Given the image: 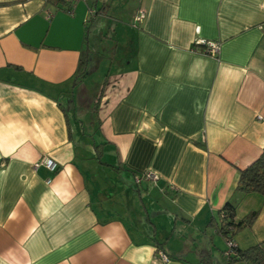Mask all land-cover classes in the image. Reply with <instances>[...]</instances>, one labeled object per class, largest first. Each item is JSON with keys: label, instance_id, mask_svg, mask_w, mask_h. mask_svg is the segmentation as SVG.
<instances>
[{"label": "crops", "instance_id": "1", "mask_svg": "<svg viewBox=\"0 0 264 264\" xmlns=\"http://www.w3.org/2000/svg\"><path fill=\"white\" fill-rule=\"evenodd\" d=\"M67 5L0 0V264H227L228 200L258 211L236 246L264 241V195L236 189L264 150V0ZM90 47L92 70L112 50L87 131Z\"/></svg>", "mask_w": 264, "mask_h": 264}, {"label": "trees", "instance_id": "2", "mask_svg": "<svg viewBox=\"0 0 264 264\" xmlns=\"http://www.w3.org/2000/svg\"><path fill=\"white\" fill-rule=\"evenodd\" d=\"M84 43H86V36H84ZM87 58L88 47L85 46L82 48L74 77H79L84 73ZM236 189L242 193L257 192L264 195V150H262L253 162L238 170ZM219 213L220 220L216 222L217 231L225 239H233V236L238 231L252 225L258 211H251L244 217L236 218L235 204L228 200L224 203ZM233 251V254L225 257L227 264H264V241L245 249H239L235 246Z\"/></svg>", "mask_w": 264, "mask_h": 264}, {"label": "rangeland", "instance_id": "3", "mask_svg": "<svg viewBox=\"0 0 264 264\" xmlns=\"http://www.w3.org/2000/svg\"><path fill=\"white\" fill-rule=\"evenodd\" d=\"M98 48L99 47H90V49H92V58L88 66V71L92 70V64L94 63L95 59L97 62V57L99 55V53L97 52ZM111 50L112 48L106 50V52H103L101 54L102 56H104L99 61V67L93 69L91 71L92 74H90L88 77L83 78L80 86V91L83 92V94L77 100V112L80 115L83 127L87 131H89L90 129L93 130L94 126L96 125L95 123H97V117L95 115V103L98 101L104 84V76L106 74L108 64V58L105 57H109L111 55ZM86 89L88 91H86Z\"/></svg>", "mask_w": 264, "mask_h": 264}, {"label": "built area", "instance_id": "4", "mask_svg": "<svg viewBox=\"0 0 264 264\" xmlns=\"http://www.w3.org/2000/svg\"><path fill=\"white\" fill-rule=\"evenodd\" d=\"M79 0H66L67 2V7L66 10L68 12H71L75 3ZM92 11V9H90ZM50 16V14H48ZM143 17V13H139L138 16L136 17V20H140ZM199 43L203 44L204 46V52L208 53L212 56H215L218 51H219V42L218 41H205V40H200L198 41ZM45 164L47 167L50 169L54 168V163L50 159L45 160ZM158 179V175L152 171H144L142 173H137L134 176V182L136 184L140 183L141 181H149V182H154ZM226 242V249L224 250L223 254L225 257H227L230 254H233L234 247L236 246V243L234 240L231 239H225ZM156 258H158L161 262H166L168 260V255L161 249L156 250Z\"/></svg>", "mask_w": 264, "mask_h": 264}]
</instances>
